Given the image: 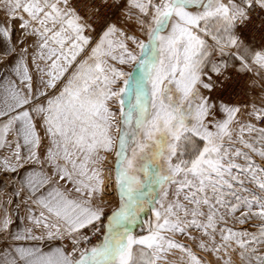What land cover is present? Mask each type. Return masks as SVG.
<instances>
[{"label": "snow or ice", "instance_id": "6c2138e0", "mask_svg": "<svg viewBox=\"0 0 264 264\" xmlns=\"http://www.w3.org/2000/svg\"><path fill=\"white\" fill-rule=\"evenodd\" d=\"M0 149V264H264V0H0Z\"/></svg>", "mask_w": 264, "mask_h": 264}, {"label": "rangeland", "instance_id": "374dc122", "mask_svg": "<svg viewBox=\"0 0 264 264\" xmlns=\"http://www.w3.org/2000/svg\"><path fill=\"white\" fill-rule=\"evenodd\" d=\"M4 151V153L5 154H7V151L6 150H3ZM13 175V174H12ZM10 188H11V186H10ZM11 190H12V188H11ZM15 199V198H14ZM12 207H15V205H12ZM237 227H240L239 225H237ZM245 227H247V225H245ZM135 231L136 232H139L140 231V229L139 228H137V229H135ZM180 239H183V238H180ZM186 243H187V241H185ZM194 251L196 250V249H193ZM179 253H176L175 255H173V256H169L168 257V259L169 260H177L178 258H179Z\"/></svg>", "mask_w": 264, "mask_h": 264}, {"label": "crops", "instance_id": "0c3cea01", "mask_svg": "<svg viewBox=\"0 0 264 264\" xmlns=\"http://www.w3.org/2000/svg\"><path fill=\"white\" fill-rule=\"evenodd\" d=\"M3 150H5V149H0V156L6 155V154L4 153ZM12 179H13V180H16V179H18V177H17L15 174H13V175H12ZM2 182H3V176L0 175V183H2ZM8 191L11 192V188H10V186H9V188H8ZM11 207H12V206H11Z\"/></svg>", "mask_w": 264, "mask_h": 264}]
</instances>
